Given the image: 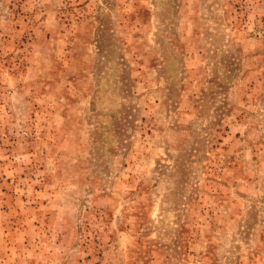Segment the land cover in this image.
I'll return each instance as SVG.
<instances>
[{"label":"rangeland","instance_id":"rangeland-1","mask_svg":"<svg viewBox=\"0 0 264 264\" xmlns=\"http://www.w3.org/2000/svg\"><path fill=\"white\" fill-rule=\"evenodd\" d=\"M0 264H264V0H0Z\"/></svg>","mask_w":264,"mask_h":264}]
</instances>
